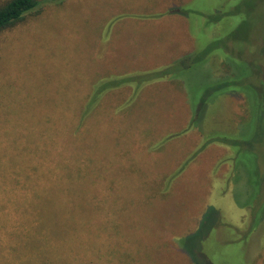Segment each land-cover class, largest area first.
Instances as JSON below:
<instances>
[{
	"label": "rangeland",
	"instance_id": "1",
	"mask_svg": "<svg viewBox=\"0 0 264 264\" xmlns=\"http://www.w3.org/2000/svg\"><path fill=\"white\" fill-rule=\"evenodd\" d=\"M38 1L0 30V142L33 132L46 165L64 149L96 180L81 186L87 203L26 204L37 223L7 246L9 264H264V113L251 88L264 0ZM180 60L171 79L114 87ZM234 76L242 91L199 106ZM48 121L60 123L53 146ZM0 217L5 243L16 216Z\"/></svg>",
	"mask_w": 264,
	"mask_h": 264
},
{
	"label": "trees",
	"instance_id": "2",
	"mask_svg": "<svg viewBox=\"0 0 264 264\" xmlns=\"http://www.w3.org/2000/svg\"><path fill=\"white\" fill-rule=\"evenodd\" d=\"M39 6L40 2L38 0H8L5 4L0 6V30L20 21L26 13L34 11ZM185 58L189 59V61L186 62L187 67L195 65L196 62L201 61V59H199L192 63L190 61V59H192L191 56ZM180 63L181 60L168 67L139 74L137 77L133 76L118 79L115 81L114 87H124L134 83L139 86L134 89V92H137L140 90L139 88L148 83L155 81L159 82L165 79L168 80L174 77L173 68L174 66L179 67ZM182 66L185 65H181V67ZM253 68L252 71H256L261 77L259 84L254 85V87L251 88L253 89L252 91H254L256 99L259 98V100H261L259 102V113L262 114L264 113V69L263 66H259L258 69L253 66ZM237 83L238 78L237 76H234L232 79L222 78L221 80H216V82L207 85L199 102V106L203 107L205 97H208L209 95L227 93L226 90L231 84L237 86V91H242L243 89L240 88ZM134 97L133 94L131 99ZM97 100L98 96L96 97V95L84 98V109L81 110L80 114L76 113L74 114V117L71 116L70 123L73 124L75 122L74 125L77 124L75 119L76 115L77 121H79L80 124L85 116L91 112L90 110L96 105ZM248 100L249 105L252 108L251 101L249 98ZM56 118H59V114H56ZM249 118H251V115ZM59 124L60 123L55 124L58 126H54L48 121V144L51 146L56 144V142L54 143V135H56V129L60 127ZM68 132L71 134L73 140L74 133L70 131ZM33 134V132H30V138L27 142H16L12 139L9 144L0 142V211L6 209L8 213L11 212L16 216V220L14 222L11 221L10 229H7L3 235V240H6V242L3 243L1 242L2 240H0V264H9V260L6 256L7 246L20 245L21 237H26L28 227L37 223V216L40 210L26 209V204H29V206L33 208L48 204V211H54L65 201L68 203L67 206L72 205L73 207L77 206L79 203H87L91 198L88 197V194V200L84 201L85 196L81 192L83 189L81 186H84V181L91 183L92 180H96V178H89L86 176L88 168L87 166L85 168L81 167L75 153H65L66 150L64 149H60L56 154L57 156H52L50 164L46 165V162L43 160L47 153H45L44 149L32 139L34 137ZM222 139L223 137L215 138L210 142H222ZM207 140L208 139L206 138V141ZM207 142L208 143L206 144L202 143L200 149L210 143L209 141ZM49 145L48 159L51 156ZM36 156H38V159L40 160L36 159ZM69 159L71 161H68ZM9 166L13 167L12 171L9 170ZM47 184L48 192L45 190ZM16 188L22 189L24 193L18 194ZM12 205L16 207L14 208ZM2 221L3 218L0 217V232H2L1 230L4 226ZM252 230L253 229H251V231Z\"/></svg>",
	"mask_w": 264,
	"mask_h": 264
}]
</instances>
